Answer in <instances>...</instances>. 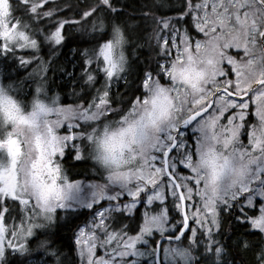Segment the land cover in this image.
I'll use <instances>...</instances> for the list:
<instances>
[{"label": "snow or ice", "instance_id": "obj_1", "mask_svg": "<svg viewBox=\"0 0 264 264\" xmlns=\"http://www.w3.org/2000/svg\"><path fill=\"white\" fill-rule=\"evenodd\" d=\"M44 3L0 0V53L14 56L15 49L29 48L38 54L42 44L50 46L49 61L19 58L21 67L40 60L33 73L39 76L35 97L49 96L51 58L65 46V26L80 23L60 19L48 31L35 27L30 21L53 14L38 11ZM21 9L22 15L14 14ZM97 12L90 28L85 22L78 29L94 43L71 49L79 54L66 60L72 71L59 68L69 95L80 102L33 98L26 111L23 100L5 91L14 92L12 85L0 84V260L6 247L28 251V237L50 226L58 209L76 214L68 193L80 182H68L57 158L71 148L80 160L100 141L110 170L106 183L92 184L91 198L81 204L93 210L75 234L81 264H140L141 258L147 264H199L193 252L200 245L219 264L224 248L215 237L222 235V212L236 208L241 215L235 219L262 234L257 258L264 264V203L258 215L245 211L257 196L264 201V0H187L176 17L153 18L159 60L144 69L125 55L131 40L116 22L121 9L114 0L89 6L81 20ZM107 27L111 38L104 36ZM192 28L204 38L196 39ZM232 48L242 50L243 58L229 54ZM165 77L170 83L162 82ZM249 100L259 119L251 126L245 119ZM245 133L247 144L241 140ZM101 200L107 207L94 208ZM138 205L142 223L133 215ZM14 206L22 223L5 245L4 214ZM134 225L139 230L130 235ZM98 247L104 255H96Z\"/></svg>", "mask_w": 264, "mask_h": 264}, {"label": "trees", "instance_id": "obj_2", "mask_svg": "<svg viewBox=\"0 0 264 264\" xmlns=\"http://www.w3.org/2000/svg\"><path fill=\"white\" fill-rule=\"evenodd\" d=\"M99 0H50L42 4L38 11H52L51 17L40 16L38 21H34V26L51 30L56 21L65 19L69 21H80L79 24H73L72 27L65 26L67 32L65 46L59 49V55L51 58L46 75L50 78L47 86V92L50 95H58L63 104L78 103L72 96L69 95L71 88L66 85L61 79L60 67H65L72 71L70 63L67 61H75L79 58L78 53H73L71 49L79 47L81 50L84 47L91 46L94 41L79 31L81 27H91L92 20L97 12L91 18L81 20L83 11L88 10L89 6L98 4ZM187 0H114L116 6L121 9V15L116 21L122 25L127 37L131 43L125 45V55L128 56L130 63L139 61L138 68L144 69L145 65L155 67L156 61L159 60L157 52L154 51L156 41L154 39V22L162 17H176L179 10L184 7ZM17 16L22 15V9L14 13ZM30 15V14H29ZM111 17H107L110 19ZM106 19V22H107ZM187 19H190L187 18ZM187 27V25H185ZM191 34L195 38H203L199 35L195 28L191 29ZM105 38H111V28L107 27L104 32ZM135 45V54H132V48ZM49 45L42 44L39 53L34 51L15 50V55L4 56L0 53V78L3 85L11 84L15 98L23 100L28 104L35 95L36 81L39 76L33 74L34 69L40 63L39 59H34L29 65L20 66L19 58L28 56H39L45 61H49ZM55 69V71H54ZM79 71V69H76ZM29 74H33L29 77ZM168 82L165 77L164 81ZM169 83V82H168ZM123 84V81H120ZM119 91L123 92V88ZM139 94V93H137ZM253 119L252 114L249 120ZM248 121V118H247ZM190 135V134H189ZM74 150L68 151L63 159V167L68 177L72 181H100L104 180V173L94 164L90 157L76 160ZM10 200L4 205L8 207L12 204ZM108 204V201L102 203L103 206ZM15 204H18L15 202ZM261 201L257 199L256 208L254 210L245 208L249 215H258V210ZM100 205L99 207H102ZM95 206L94 208H96ZM143 205L137 207L134 216L141 217L142 223ZM3 209H0L2 211ZM76 214H67L63 210H58L56 219L46 228H37L34 235L28 238V251L24 253H13L8 250L6 258L1 264H80L78 247L75 244V234L78 229L86 224L91 219L92 209L76 210ZM11 216L22 217L18 207L10 208ZM241 215L239 208L232 211L231 214L222 212L221 228L219 232L222 235H217L216 239L221 241L224 252L220 258L219 264H258V254L261 250V236L258 230L252 229L249 224L237 221L235 216ZM125 223L128 219L125 218ZM134 230L129 234L135 235L139 230L135 225ZM188 235V234H187ZM156 239L159 240L158 234ZM242 240L249 242L248 247H244ZM47 241L46 244L42 242ZM185 239L184 244H187ZM200 253V251H198ZM37 259V261H33ZM214 256H206L202 254L199 264H213ZM140 264H147L143 261Z\"/></svg>", "mask_w": 264, "mask_h": 264}, {"label": "rangeland", "instance_id": "obj_3", "mask_svg": "<svg viewBox=\"0 0 264 264\" xmlns=\"http://www.w3.org/2000/svg\"><path fill=\"white\" fill-rule=\"evenodd\" d=\"M48 1H50V0H45V3L46 2H48ZM12 2L15 4V3H17L18 2V0H12ZM37 2H38V0H37ZM44 3V4H45ZM210 10V9H209ZM25 18H27V17H25ZM30 23H32L33 25H34V21H30ZM199 35H203L202 33H198ZM204 38V37H203ZM203 38H196V39H203ZM0 43H2V39H0ZM15 50H20V51H34V50H32V49H29V48H25V49H19V48H17V49H15ZM174 51V50H173ZM229 51V54H231V55H236V53L237 52H239V55L238 56H236V58L237 59H241V58H243V51L242 50H238V49H235V48H232V49H229L228 50ZM35 52V51H34ZM226 67H230V66H227L226 65ZM32 73H34V71L32 72ZM169 83H170V81H168ZM0 84H2V82H1V78H0ZM49 96H53V95H50V94H48ZM35 96V95H34ZM54 96H56V95H54ZM60 103L61 104H63L62 102H61V100H60ZM252 114V117H253V119H251V120H249V117H250V115ZM226 115H228V113H226ZM54 118V117H53ZM247 118H248V126H251V125H254V124H258L259 123V119H258V117L256 116V104L254 103V102H252L251 100H249V109H248V115L246 116V120H247ZM223 122H225L226 123V120H224ZM67 126L65 125L64 127H62L61 128V130H60V134H65V131H64V129L66 128ZM188 134H190L191 135V130L189 129L188 130ZM241 140L245 143V144H247V142H248V136H247V133H245L244 135H242L241 136ZM73 149H71V148H66L65 149V156H66V154H67V152L68 151H72ZM65 156L64 157H58L57 159L59 160V162H60V164H61V167H62V174L63 175H65L66 177H67V180H68V182L69 183H73V182H76V181H72V180H70L69 179V177H68V175H67V173H66V171L64 170V167H63V159L65 158ZM86 157H90L87 153H85L84 155H83V158H86ZM91 158V157H90ZM106 177H107V174L106 173H104V180L102 181V180H100V181H80V180H77V181H79L80 182V185H79V188L78 189H73V190H71L69 193H68V203H70V204H72L73 205V207L76 209V210H82V209H87V208H85V207H82L81 206V204H82V202H85V201H87L88 199H90L91 198V196H92V187H91V185L92 184H96V183H100V184H103V183H106ZM114 190H116V191H118L119 189L118 188H116V189H114ZM122 199L123 200H127V199H129L126 195L124 196V197H122ZM257 199H259L260 201H261V203H264V201H262L261 199H260V197H256L255 198V201H254V206L252 207V208H249V209H251V210H254L257 206H256V201H257ZM105 201H107V200H101V201H99V204L98 205H94V207L95 206H97V207H99L100 205H102V203H104ZM18 203V202H17ZM158 203V202H157ZM107 203H106V205L105 206H103L102 205V207H107ZM140 205H138L137 207H139ZM246 207H248L247 205H245V208ZM259 207V206H258ZM58 210H60V209H58ZM57 210V211H58ZM64 211V210H63ZM10 214H11V212H10ZM9 214V212H5V220H4V225H5V228L8 230L7 232H6V234H5V245H7V242H8V240H11L12 239V237H11V235H10V233H11V231L14 229V228H19V227H21V223H22V220H21V216L19 217V218H17V217H14L13 215L11 216ZM259 214V213H258ZM26 223L27 222H25V226H26ZM85 225V224H84ZM84 225H82L81 227H84ZM80 227V228H81ZM37 229V228H36ZM256 230V229H255ZM34 231H35V229H34ZM78 231H79V229H78ZM77 231V232H78ZM259 231V230H258ZM188 234V236H190L191 235V233L190 232H188L187 233ZM131 235V234H130ZM199 235V234H198ZM29 238V237H28ZM216 238V237H215ZM188 246V242H187V244H185L184 245V247H187ZM138 247H140V248H145L146 246L145 245H143V244H140V245H138ZM8 250H10V251H12L13 253H17L18 251H14L12 248H9V247H6V253H5V257L2 259V260H0V264L3 262V260L6 258V254H7V252H8ZM198 251H200V253H198ZM78 254H79V249H78ZM193 254L196 256V258H197V260H200L201 259V256H202V254H204V248H203V245H200L197 249H195L194 250V252H193ZM96 255L97 256H102V255H104V250L103 249H100L99 247L97 248V252H96ZM79 259H80V264H81V258H80V255H79ZM128 259H132V257H129ZM33 261H37V259H34ZM143 261H147V258H141V260H140V263L141 262H143ZM180 264H183V262L181 261L180 262Z\"/></svg>", "mask_w": 264, "mask_h": 264}, {"label": "clouds", "instance_id": "obj_4", "mask_svg": "<svg viewBox=\"0 0 264 264\" xmlns=\"http://www.w3.org/2000/svg\"><path fill=\"white\" fill-rule=\"evenodd\" d=\"M5 91L7 92L8 95H12L15 98L14 92H12L11 90H8L7 88H5ZM33 98H39V99L43 100L45 103H50V101H51V96L45 97L43 94H41L39 97H35L34 96ZM32 99L27 104V107L25 108L26 111H30L31 110ZM98 135H100V133H98ZM105 149H106V145L105 144L100 143V141H95L91 145V155H90V157H91L92 161L94 162V164L103 173L107 174L108 171L110 170V167H109V165L105 164V162L103 160V157L106 155Z\"/></svg>", "mask_w": 264, "mask_h": 264}, {"label": "water", "instance_id": "obj_5", "mask_svg": "<svg viewBox=\"0 0 264 264\" xmlns=\"http://www.w3.org/2000/svg\"><path fill=\"white\" fill-rule=\"evenodd\" d=\"M188 233V232H187Z\"/></svg>", "mask_w": 264, "mask_h": 264}]
</instances>
